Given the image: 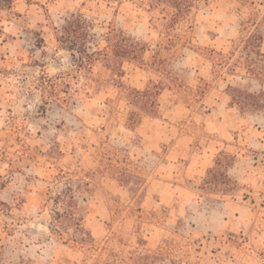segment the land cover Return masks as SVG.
I'll list each match as a JSON object with an SVG mask.
<instances>
[{
  "label": "rangeland",
  "instance_id": "1",
  "mask_svg": "<svg viewBox=\"0 0 264 264\" xmlns=\"http://www.w3.org/2000/svg\"><path fill=\"white\" fill-rule=\"evenodd\" d=\"M0 264H264V0L3 1Z\"/></svg>",
  "mask_w": 264,
  "mask_h": 264
},
{
  "label": "trees",
  "instance_id": "2",
  "mask_svg": "<svg viewBox=\"0 0 264 264\" xmlns=\"http://www.w3.org/2000/svg\"><path fill=\"white\" fill-rule=\"evenodd\" d=\"M3 1H7L8 3L10 2L11 3V0H0V4H3ZM74 28V30H72L73 28ZM82 26H79V24L78 23H76V24H72V25H70V28H72L71 30L72 31H74L76 34H83V35H85V33H83V31L80 29ZM73 46H75V44H73V45H70V47H69V49H74V47Z\"/></svg>",
  "mask_w": 264,
  "mask_h": 264
}]
</instances>
